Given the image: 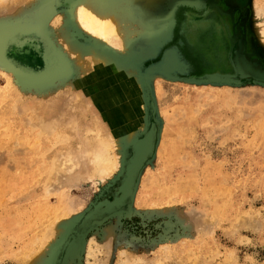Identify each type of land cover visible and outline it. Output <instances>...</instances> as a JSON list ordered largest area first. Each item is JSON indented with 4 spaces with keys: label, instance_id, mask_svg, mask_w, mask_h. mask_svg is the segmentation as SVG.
Wrapping results in <instances>:
<instances>
[{
    "label": "rangeland",
    "instance_id": "obj_1",
    "mask_svg": "<svg viewBox=\"0 0 264 264\" xmlns=\"http://www.w3.org/2000/svg\"><path fill=\"white\" fill-rule=\"evenodd\" d=\"M63 1L0 0V264L29 262L41 251L42 232L68 219L74 223L56 264L71 255L72 264H264V84L201 79L234 74V23L242 20L251 36L264 0H159L135 8L148 33L135 34L133 50L140 52L127 63L143 74L146 108L130 123L137 129L145 116L139 138L151 134L152 151L135 176L134 205L126 201L91 218L82 237L78 229L122 168L98 183L77 157L80 143L93 136L84 127L96 118L107 124L109 116L97 101L103 78L80 73L70 54L76 44L93 42L82 31L88 39L77 36ZM247 52L264 64L259 41ZM51 165L56 171L48 177Z\"/></svg>",
    "mask_w": 264,
    "mask_h": 264
},
{
    "label": "bare ground",
    "instance_id": "obj_2",
    "mask_svg": "<svg viewBox=\"0 0 264 264\" xmlns=\"http://www.w3.org/2000/svg\"><path fill=\"white\" fill-rule=\"evenodd\" d=\"M158 1L159 0H64L63 1V4L69 5V7L71 9L73 22H74L75 26L77 27V29L79 30V31H76L77 36L78 37L82 36L83 40L84 39L87 40L88 38L84 37V35H82V33L80 32V31H82L83 34L89 35V37H91L92 42H93L91 44H85L84 43V44L79 46L78 41H76L78 44L74 43V45L75 44L76 45H75V47L71 48L74 50H72V52L70 54L72 57H74L76 59L78 67L80 69V73H85V72L87 73L88 71L92 70L96 74H98L99 77L101 75V78H103L102 80L104 81V84L99 87L101 96L98 99L97 98L96 99H97V101L101 102L100 110L104 114V116L105 115L109 116V118L102 116L103 118L107 119V124L105 123L107 127L105 126L104 123H102L100 121L99 118L95 119L96 122L92 126H89V124L86 125V127H84L85 126L84 124H83L84 126L80 125V126L85 128L84 129L85 135L88 133L90 134V132H91V133H93V136H91V138H87V139L83 140L82 144L80 143L81 146H80L79 150H76L78 153V156L75 155V156L68 157L72 153H70L68 150H66L67 153L64 152V155L67 154L68 156L66 155V157H65L63 155V157H65L66 159L68 157V159H70V160H71V158L76 157V156L78 157V159H80L82 157L83 159L82 158L81 159L86 163L85 164H84V162H80V163L81 164L83 163L84 166H86L87 163L89 164L88 167L86 166V173H87L88 177L96 175L97 176L96 178H98V181H97L98 183L105 180V178L107 179L108 175L113 170H119L120 171V169L122 168V174L120 175L121 178L119 179L118 183L116 185H114L113 187L109 188L108 195L106 197H104L103 199H101L98 203L95 204V206L91 210V212L85 217L84 223L81 224L79 222L81 224V227L78 229V231L80 230L81 237H82V234L85 232L84 230L87 228L86 226H87V224L91 218L98 217L99 215L101 216V214H103L104 212H108L110 210L112 211L114 208H116L117 206H120L122 203H126V201L131 200L130 204L132 206L134 205V201L132 200V197L134 196V193H135V191H134V188L136 186L135 176H136L138 170L140 169V167L142 166V164L144 163V161H146L145 160L146 157H148L152 151V135L149 134V135L144 136L143 138H139V133L145 129L144 128L145 116L144 117L141 116L143 124L137 129H133V126L130 123V121L132 120V117H134L136 115L138 116V113L141 115V113H140L141 109L146 108V106H145V101H146V90L145 89L146 88L144 86V77H143L142 72L138 71L134 64H128V63L131 62L130 58L133 54H136V56H137V53L140 52V51H138L137 53H135L133 50L135 48L134 42H133L135 34L136 33L138 34V32H140V31L143 32V30H145V31L147 30L146 29L147 28L146 23H144L145 21H142L139 18L137 20L135 18V16H136L135 8L139 5L141 6V4L149 5V4L157 3ZM183 1L190 2L192 0H183ZM69 13H70V11H69ZM257 15L262 17V20L259 21L257 28L254 30V33L251 34L252 37L248 36L245 39L246 51L248 50L249 47H255L256 42H258V41H259L260 45H264V5H260L258 7ZM60 18L61 17H58V20H60ZM237 24H238V22H237ZM238 28H239V26L237 25L235 27V30ZM159 29L160 28H158V30ZM243 30H244L245 35H246V33L248 34V27L245 23L243 25ZM155 31H157V30H155ZM159 31L162 32L161 30H159ZM146 32L148 33V31H146ZM152 32H150V33H152ZM30 36H32V35H30ZM26 38H28V36ZM152 39H153V37H152ZM65 43L68 46L69 45L73 46L68 38H65ZM104 46H109V47L113 48L114 50H116V52L120 53V55L121 54H123L124 56L127 55V58L129 60H124V59L119 60L118 56L116 57V55H114L113 53H109L105 49ZM51 52L49 50L47 51L48 55H50L52 57L54 54H53V52L52 53ZM239 59L241 60L242 65L245 68L251 70L252 73H254L255 75H260L261 77H262V75L264 76V73L260 70L261 68L256 67V66L251 68L248 66V64L242 58H239ZM95 81H97V80H95ZM95 81H94V83H95ZM95 88H96V86H95ZM68 91H69V88H68ZM64 97H66V96H64ZM81 97H83V96H81ZM77 100H79V99H77ZM147 105H148V103H147ZM72 108H74V107H71L70 110H72ZM80 108L78 106V108H76V109L81 110ZM86 109H88V107H86ZM73 110L71 112H74ZM77 113H78V111H77ZM40 114H42V113H40ZM75 114H74L73 118L75 117ZM81 116L83 117V114H81ZM67 117H69V116H67ZM58 119H59V117H58ZM77 120H75V119L73 120L75 125L77 123V122L75 123V121H77ZM87 120H89V119H87ZM93 120H94V118H93ZM69 121H67V122H69ZM133 122H134V120H133ZM28 124H29V122H28ZM63 124H65V122ZM67 125L71 126V124H67ZM77 127H76V129H77ZM71 128H72V126H71ZM112 128H114V129H112ZM76 129L74 130L75 134H76ZM143 132H145V131H143ZM77 133H79V132H77ZM81 133H80V135H81ZM37 134L41 135V133H39V132ZM75 134H73V135H75ZM40 135H37V136L40 138ZM76 135H77V137L79 136L78 134H76ZM85 135H84V137H85ZM67 136H68V134H67ZM67 136H65V137H67ZM69 137L67 138V140L69 139ZM81 137H83V136H80L77 141L82 142L80 140V139H82ZM21 140H23V139H21ZM63 141H65V140H62V142ZM59 142H61V141L59 140ZM54 144H57V143L55 142ZM129 147L132 148L131 150H133V154L128 159V158H125V155L127 154L128 150L130 149ZM70 151H72V150H70ZM76 151H75V154H76ZM68 152L70 154H68ZM73 153H74V151H73ZM73 160L75 161L76 159L74 158ZM52 161H54V160H52ZM66 161L68 162L69 160H66ZM66 161L65 162L63 161V163L64 164L66 163L69 167V164H68L69 162L67 163ZM74 161H72V162H74ZM79 161L80 160H77L75 162L78 163ZM54 162L57 163L58 161H54ZM72 162H70L71 163L70 166H73ZM75 162H74V164H75ZM59 163L58 164L53 163L52 165H54V167H55L56 165H59ZM61 166H62V164H61ZM63 166L60 167V165H59L60 168L58 170H60L61 168L63 169ZM74 166L72 168H76ZM78 166H80V164ZM52 168H53V166H52ZM64 168H65V166H64ZM55 169L52 171L49 170L50 173H49L48 177L53 176V174L51 176H50V174H51V172L56 171ZM60 171H58V173ZM66 171H68V170H66ZM86 173L85 172L81 173L80 176L82 178H85ZM37 175H39V174H37ZM59 175H61V174L59 173L58 177H59ZM39 177L40 176H38V179H40ZM58 177H57V179H55V181L59 182ZM61 178L59 177V179H61ZM51 179H49V180H51ZM46 180H47V178H46ZM58 182H57V184L59 185L60 182L59 183ZM55 183H54V185H56ZM93 183H95V182L93 181ZM50 185H51V187L54 186L51 183H50ZM44 187L47 188L48 185H47V187L46 186H44ZM51 187H49V188H51ZM49 188H47V189H49ZM47 189H45V190L48 193L49 190H47ZM67 189H68V187H67ZM61 195H62V192H61ZM59 200L61 201V198H59ZM60 201H58V202H60ZM72 201L70 202L71 204H72ZM69 205H68V207H69ZM131 209H132V207H131ZM71 210H73V209L71 208ZM117 210H115L116 211L115 213L120 212L119 210L118 211ZM112 212H110V214ZM107 214L108 213H106L105 215H107ZM65 217H67V216H65ZM72 222H73L72 219L71 220L68 219V220H64L63 222H61L59 224L56 223L57 225H55V223H53V225L51 227H48V230H46V232H42V233H44V235H43V237H41L42 235L40 236L42 238V241H41L42 243L40 242L41 247L39 246L41 248V249L39 248L41 251L37 252V254L35 253L36 255H34L35 257H32L33 258L32 260H29V258H28L27 261L29 260V262H25V264H38L41 260L42 261L39 264H56V257L59 253V249H60V246L62 244V240L68 234V231H69V228L71 227ZM35 237H36V235H35ZM79 239H80V237H79ZM71 243H73V240L71 241ZM90 243H91V241L88 242V244H90ZM73 246H76V245L74 244ZM66 249H68V248H66ZM31 250H30V253H31ZM37 251H38V249H37ZM53 253L55 255L52 256ZM121 253L124 254L123 252H121ZM30 255H32V254H30ZM49 256H52V257L49 258ZM29 257H31V256H29ZM71 258H72V255H71V257L67 258L65 264H72Z\"/></svg>",
    "mask_w": 264,
    "mask_h": 264
},
{
    "label": "water",
    "instance_id": "obj_3",
    "mask_svg": "<svg viewBox=\"0 0 264 264\" xmlns=\"http://www.w3.org/2000/svg\"><path fill=\"white\" fill-rule=\"evenodd\" d=\"M237 22L234 23V28L237 26ZM239 32L240 36L236 39L233 54L231 57V62L234 69V74H222V73H212L208 74L204 77H202V80H208V81H223V82H239L241 80H253L255 82L263 83L264 84V76L262 77L260 75H255L252 73L251 70L245 68L241 60L239 58H242L249 67H259L260 70L264 73V64L261 62L260 59H254L253 57L256 55L252 53H248L246 51L245 46V37L242 35L244 34L243 26L239 25ZM241 50V51H240Z\"/></svg>",
    "mask_w": 264,
    "mask_h": 264
},
{
    "label": "flooded vegetation",
    "instance_id": "obj_4",
    "mask_svg": "<svg viewBox=\"0 0 264 264\" xmlns=\"http://www.w3.org/2000/svg\"><path fill=\"white\" fill-rule=\"evenodd\" d=\"M241 22H242V20H239V21H238V26H239V25H241V26L244 25V23H243V22L241 23ZM234 29H235V28H234ZM235 31H236V33L238 34V37H239V36H240L239 28L236 29ZM242 36L245 37V39H246L245 33H244Z\"/></svg>",
    "mask_w": 264,
    "mask_h": 264
}]
</instances>
